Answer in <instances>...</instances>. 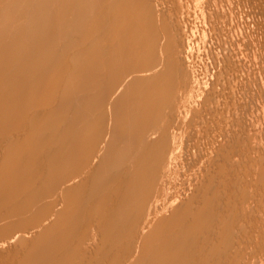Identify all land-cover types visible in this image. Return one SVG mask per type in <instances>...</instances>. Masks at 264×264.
Instances as JSON below:
<instances>
[{"label":"bare ground","instance_id":"6f19581e","mask_svg":"<svg viewBox=\"0 0 264 264\" xmlns=\"http://www.w3.org/2000/svg\"><path fill=\"white\" fill-rule=\"evenodd\" d=\"M0 264H264V0H0Z\"/></svg>","mask_w":264,"mask_h":264}]
</instances>
